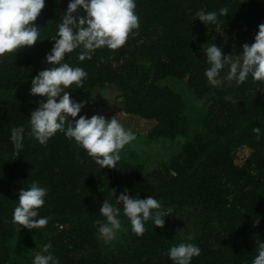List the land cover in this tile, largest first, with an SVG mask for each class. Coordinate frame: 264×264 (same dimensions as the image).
I'll return each mask as SVG.
<instances>
[{"label":"trees","instance_id":"obj_1","mask_svg":"<svg viewBox=\"0 0 264 264\" xmlns=\"http://www.w3.org/2000/svg\"><path fill=\"white\" fill-rule=\"evenodd\" d=\"M68 2L45 0L35 22L43 41L0 62V264H32L46 245L56 264H173L167 252L182 242L201 250L191 264H252L264 242V82L249 78L212 87L203 50L214 43L235 58L251 45L264 24V0H136L140 28L124 46L99 49L83 62L79 50L65 57L88 73L82 89L68 90L71 99L108 92L114 114L144 122L143 129L130 128L136 139L121 151L115 169H100L63 133L43 146L28 135L30 115L43 102L29 94L31 81L52 67L45 63L54 44L49 39ZM222 7L229 15L217 24L195 20L198 10ZM166 82L181 85L180 92ZM191 104L196 119L188 116ZM85 109L76 119L113 117ZM20 126L25 138L17 155L10 136ZM254 127L261 129L259 138ZM156 144L176 149L151 167L141 155ZM33 181L48 190L39 212L49 223L20 230L13 210ZM125 189L159 200L164 226L150 220L137 236L121 215L122 230L105 242L99 207Z\"/></svg>","mask_w":264,"mask_h":264},{"label":"clouds","instance_id":"obj_2","mask_svg":"<svg viewBox=\"0 0 264 264\" xmlns=\"http://www.w3.org/2000/svg\"><path fill=\"white\" fill-rule=\"evenodd\" d=\"M44 6L45 0H0V62L43 41L35 22ZM136 6V0H69L58 31L49 39L54 44L45 63L52 67L38 72L31 81L29 94L43 98L44 102L30 115L28 135L40 145H46L57 133H63L100 169L117 167L121 151L136 136L126 130L116 116L106 119L102 115L91 118L80 115L76 119L86 102L71 99L68 90L73 86L82 89L88 73L82 67L71 66L65 57L79 50L77 58L83 62L91 60L99 49L117 50L124 46L129 36L140 28ZM81 12L85 15L81 16ZM227 15L228 7H222L218 12L198 10L195 20L208 26L219 23V17ZM242 49L235 58L224 56L222 47L214 43L203 50L208 65L204 76L209 85L220 87L225 81L239 85L249 78L264 82V24L258 26L254 42L244 44ZM225 69L226 74L222 76ZM252 131L260 137L259 127ZM24 138L23 126L11 130L10 140L17 155L23 149ZM111 192L114 197V191ZM47 195L48 190L37 181L19 192L13 223L19 225L20 230L41 229L49 223V218L42 217L39 212ZM99 214L104 218L99 234L105 242L116 239L122 230L121 215L127 218L131 231L137 236L144 234L145 224L150 220L154 227L163 228L164 217H167L159 200L150 195L146 199L131 196L127 189L114 202L105 199L99 207ZM200 251L196 244L182 242L170 247L167 256L173 264H191ZM32 264H56L49 246L35 255ZM252 264H264V242L258 243Z\"/></svg>","mask_w":264,"mask_h":264},{"label":"rangeland","instance_id":"obj_3","mask_svg":"<svg viewBox=\"0 0 264 264\" xmlns=\"http://www.w3.org/2000/svg\"><path fill=\"white\" fill-rule=\"evenodd\" d=\"M166 83H167L168 86H170L176 92H180V89L182 88L181 85H179L178 83H175V82H166ZM182 97H184L185 99L189 98V96L187 94H184L183 91H182ZM187 99L185 101H188L187 105H188V107H190V103L191 102H189L190 100H187ZM75 101H77V102H81V101L86 102L85 103V107L82 109L80 114H83L84 111L86 110L85 108L89 107V108L95 109L97 112H99L101 114L102 113L104 114V112H108V113L112 112L113 113V117L116 116V118L121 122V124L127 130H130V128L134 129V130H140V129H143V127H144L142 125L144 123L143 121H139V120H136V119L131 120V118L129 120L128 118L121 117V115H119L117 113L114 114V112L116 110H115V108L113 106V102H112L113 101V96L111 94H109L108 92H98V91L96 92L95 91V92L83 93L81 95H78V97H76ZM188 112H189L188 113L189 118H192V116H193V118L196 119L192 104H191L190 111L188 109ZM195 119H194V121H195ZM173 148L176 149V146L175 145L161 146V145H157L156 144V145H153L150 148V150H148L149 152H145L143 155H141V158L142 159L146 158L147 162H150V164L153 165L151 167H154L155 164H158V162L161 159H164L165 154H168V152L170 150L172 151ZM141 152H143V151H141ZM157 154H158V156H160L162 158L156 160V155ZM153 158L155 159V161H152Z\"/></svg>","mask_w":264,"mask_h":264}]
</instances>
